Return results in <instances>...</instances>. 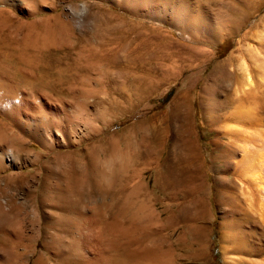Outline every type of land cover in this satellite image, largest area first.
<instances>
[{"label":"rangeland","instance_id":"obj_1","mask_svg":"<svg viewBox=\"0 0 264 264\" xmlns=\"http://www.w3.org/2000/svg\"><path fill=\"white\" fill-rule=\"evenodd\" d=\"M65 2L0 0V264H264V0H88L85 32ZM186 127L198 191L160 165ZM99 169L118 202L61 209Z\"/></svg>","mask_w":264,"mask_h":264},{"label":"bare ground","instance_id":"obj_2","mask_svg":"<svg viewBox=\"0 0 264 264\" xmlns=\"http://www.w3.org/2000/svg\"><path fill=\"white\" fill-rule=\"evenodd\" d=\"M1 13V12H0ZM3 67V66H2ZM1 73V72H0ZM1 75V74H0ZM5 78V77H4ZM246 78V77H245ZM6 79V78H5ZM247 80V79H246ZM245 81V80H244ZM250 82V81H249ZM250 85V84H249ZM245 87V86H244ZM236 91H237V89H236ZM237 94H238V92H237ZM1 95V94H0ZM1 97V96H0ZM243 98H241V100H242ZM250 99V98H249ZM249 101V100H248ZM241 102V101H240ZM247 103V102H246ZM258 103V102H257ZM238 104V103H237ZM245 104V103H244ZM244 104H243V106H244ZM248 104V103H247ZM255 105V104H254ZM185 106V101H181V102H179L178 103V101L176 102V104H175V113H179L180 111H182V109H183V107ZM242 106V107H243ZM257 106V105H256ZM255 106V107H256ZM241 107V108H242ZM251 108H252V106H250ZM240 108V107H239ZM240 108V109H241ZM254 108V107H253ZM259 108V107H258ZM236 109H238V108H236ZM239 109V110H240ZM243 109H246V108H243ZM247 110H249V108L247 109ZM251 110V109H250ZM238 111V110H237ZM241 111V110H240ZM239 111V112H240ZM255 112V111H254ZM244 113H246V112H244ZM243 113V115H242V113L240 112V114L242 115V116H245V114ZM250 113H252V112H250ZM256 113V112H255ZM233 114V113H232ZM237 115H238V113H236ZM239 114V117L241 116ZM253 114V113H252ZM257 114V113H256ZM259 114V113H258ZM256 116V115H255ZM260 116V115H259ZM235 117V116H234ZM233 117V118H234ZM246 117V116H245ZM248 117V116H247ZM254 117V116H253ZM229 118V117H228ZM227 118V119H228ZM231 118V117H230ZM242 118V117H241ZM244 118V117H243ZM248 119H250L249 117H248ZM261 119H262V117H261ZM232 120V119H231ZM239 120V119H238ZM257 120H259V119H257ZM254 121V120H253ZM263 121V120H262ZM238 122V121H237ZM255 122V121H254ZM264 122V121H263ZM262 122V123H263ZM240 123V122H239ZM248 123V122H247ZM251 123V122H250ZM256 123V122H255ZM254 124V123H253ZM234 125V124H233ZM243 125V124H242ZM249 126V125H248ZM247 126V127H248ZM257 126V125H256ZM228 127V126H227ZM258 127V126H257ZM226 128V127H225ZM235 129V128H234ZM247 129H249V128H247ZM256 130H258L257 128H256ZM255 130V131H256ZM261 130V129H260ZM228 131V130H227ZM231 131V130H230ZM237 131V130H236ZM240 131V130H239ZM253 131H254V129H253ZM254 131V132H255ZM162 132V131H161ZM161 132H160V134H161ZM165 132H167V131H165ZM188 132H189V128H184V129H182L179 133H177V134H175V137H173L172 139H170L171 140V145H175V147H173V150L174 151H171V152H169V154H167L166 155V157H164V152H165V147H166V145L168 144V141H169V138L167 137V135L164 133H162L163 135H159L160 137V139H159V143H160V145H161V147H162V150H161V154H160V165L161 166H163V165H165V164H167V162H174L175 163V167H176V169H177V171L178 172H180L181 174H182V178L185 180V181H187V183L189 184V185H191V190L192 191H198L199 190V183H197V179L200 177V173H201V171H202V169H203V164H202V162H201V158H202V156L200 155V151H199V149H198V147H197V144H196V142L193 140V139H191L190 137H189V135H188ZM233 132V131H232ZM244 132L246 133V130H244ZM244 132H242V133H244ZM263 132H264V130H263ZM244 133V134H245ZM249 133H250V130H249ZM248 133V134H249ZM252 133L253 132H251V136L253 137V135H252ZM247 134V133H246ZM248 134H247V136H248ZM254 134V133H253ZM260 134V132H258V134L257 135H259ZM249 135V136H250ZM261 135H263V133L261 134ZM248 136V137H249ZM258 137V136H257ZM261 137H262V139L264 138L263 136H260V139H261ZM252 138L250 137V139H246V140H250L248 143L250 144H247L246 143V140L244 139V143H245V145L247 144V146L249 145L250 147H253L254 145H256L254 148H256L257 147V144H258V142H257V139L256 138H253L252 140H254V139H256V142H254V143H257V144H254V143H252V140H251ZM242 142V141H241ZM240 144H242V143H240ZM240 146V145H239ZM248 146V147H249ZM258 146H260V145H258ZM230 147V146H229ZM241 147H242V145H241ZM244 147V146H243ZM249 147V148H250ZM261 147V146H260ZM233 148V147H232ZM245 148V147H244ZM177 149V150H176ZM257 149H258V147H257ZM261 149V148H260ZM259 150V149H258ZM263 151H264V149H262ZM4 151V150H3ZM11 151V150H10ZM244 152V151H243ZM262 152V151H261ZM247 153V152H246ZM264 153V152H263ZM3 153L2 152H0V165H2V155ZM10 154V153H9ZM244 154V153H243ZM257 154V153H256ZM259 154V153H258ZM258 154L256 155V156H258ZM263 155V154H262ZM244 156V155H243ZM252 156V155H251ZM251 156H249V157H251ZM224 157V156H223ZM255 158V156L253 157V159ZM257 158V157H256ZM258 158H261V157H259L258 156ZM257 158V159H258ZM259 160V159H258ZM251 162V161H250ZM253 162H255V161H252L251 163H252V165H254L255 167H256V165H255V163L253 164ZM260 162V161H259ZM258 162V163H259ZM250 163V164H251ZM256 163H257V161H256ZM248 163H246V165H247ZM252 165H249V167L250 166H252ZM260 165H262V164H260ZM254 166H252V168H255ZM249 167H248V170H249V173L248 172H246V173H248V175H249V179H253L254 180V182L253 183H255L259 178H261V180H263V182H264V176L263 175H261V177H259V176H257V179L255 178L256 177V174H255V177H254V173L252 172V171H254L255 169H252L251 167V169H249ZM259 167H262V166H259ZM239 168V167H238ZM242 168V167H241ZM247 168V167H246ZM97 170V169H96ZM106 170V169H105ZM238 170V169H237ZM243 171L244 170H246L247 171V169H242ZM251 170V171H250ZM257 170H259V168L257 169ZM256 170V171H257ZM99 171H103V170H100L99 169ZM98 171V172H99ZM109 172V173H108ZM108 172H106L107 174L106 175H104L103 174V172L102 173H91V175L90 176H88L86 179H83V180H81V182H80V184L78 185V186H76V188H71L70 189V187H69V189L70 190H68V194H67V196L66 197H68V202H65V203H63V205L61 206V209H63V210H69L70 208H72V210H74V208H75V211H76V213H80V212H82L83 210L85 211V210H91V209H93L94 208V206L96 207V204H101V203H103V202H108L109 203V205H110V207H112L114 204H116L117 202H118V196H120V195H122L123 194V188H119V189H117L116 187H115V172L113 171V169H109V171ZM260 173V171H257L256 173ZM262 173H264L263 171H261ZM117 174V173H116ZM261 174V173H260ZM104 175V176H103ZM240 175V174H239ZM248 175H247V177H248ZM258 175V174H257ZM243 176H244V174H243ZM245 177H246V175H245ZM84 178V177H83ZM240 179V178H239ZM251 179V180H252ZM256 179V180H255ZM71 180H72V178H71ZM245 180H248V178L247 179H245ZM245 180L243 181V182H245ZM252 180V181H253ZM261 180H259V181H257V183L258 182H260ZM241 181V180H240ZM250 181V180H249ZM251 181V182H252ZM262 182V181H261ZM262 182V183H263ZM141 183V182H140ZM246 184H249V183H247V182H245ZM252 184V183H251ZM258 184H260V183H258ZM258 184H255L256 186H255V188H256V191H254L253 189H255V188H253L252 186H244V196H243V198L246 196V194H251V195H254V192H258V193H260V195L261 194H263L262 195V197L264 196V187H262V185L260 186V185H258ZM243 185H244V183H243ZM252 185H254V184H252ZM264 186V185H263ZM133 187V186H132ZM243 187V186H242ZM137 188V187H136ZM251 188H253V189H251ZM242 192V191H241ZM231 193V192H230ZM256 194V195H258V196H260L259 194ZM56 194H58V193H56ZM63 194V193H62ZM233 194V193H232ZM243 194V193H242ZM240 195V194H239ZM54 196V195H53ZM248 196V195H247ZM237 197V196H236ZM250 197V196H249ZM253 197V196H252ZM261 197V196H260ZM238 198V197H237ZM257 198V197H256ZM264 198V197H263ZM52 199V198H51ZM249 199V198H248ZM248 199L246 200L247 202H248ZM254 199V198H253ZM57 200V199H56ZM117 200V201H116ZM242 200V199H241ZM245 200H244V202H245ZM250 200V199H249ZM1 201V200H0ZM239 201V200H238ZM237 201V202H238ZM236 202V201H235ZM61 203V202H60ZM239 203H240V201H239ZM251 203V202H250ZM8 204V203H7ZM10 204V203H9ZM246 204V203H245ZM241 205V204H240ZM10 206H11V204H10ZM244 206V205H243ZM234 207V206H233ZM236 207V206H235ZM249 207V206H248ZM240 209V208H239ZM238 209V210H239ZM0 211H2V212H6V207H5V205L3 204V203H1L0 202ZM83 211V212H84ZM242 211V210H241ZM244 211V210H243ZM38 212V211H37ZM86 212V211H85ZM48 214V213H47ZM84 214V213H83ZM94 214V213H93ZM71 215V214H70ZM85 215V214H84ZM108 215V214H107ZM139 215V214H138ZM80 216V215H79ZM82 216V215H81ZM61 217V216H60ZM77 217V216H76ZM241 218V217H240ZM73 219V218H72ZM77 220V219H76ZM80 221V220H79ZM71 222V221H70ZM92 222H94V221H92ZM39 224V223H38ZM74 224V223H73ZM80 224V223H79ZM73 227V226H72ZM78 227V226H77ZM98 227H99V225H98ZM71 228V227H70ZM80 228V227H79ZM102 229V228H101ZM90 230V229H89ZM61 231V230H60ZM78 231V230H77ZM80 232V231H79ZM93 232V231H92ZM41 233V232H40ZM69 233V232H68ZM228 233V232H227ZM73 234V233H72ZM80 234V233H79ZM231 234V233H230ZM101 235V234H100ZM234 235V234H233ZM58 236V235H57ZM68 236V235H67ZM52 238V237H51ZM59 238H61V237H59ZM66 238V237H65ZM50 239V238H49ZM51 240H55V239H51ZM94 240H96L95 242H89V241H87V240H82V242H83V244H82V249H81V251H83V254H84V257H86V259L87 260H95L96 262H102L103 264H105V263H107L106 261H107V255H106V253L104 252V250L102 251V249L100 248V245H99V243H98V240H97V236H95V239ZM243 240V239H242ZM75 241V240H74ZM52 243V242H51ZM56 243V242H55ZM61 243V242H60ZM59 244V243H58ZM64 244V243H63ZM55 245V244H54ZM57 246V245H56ZM66 247H68V246H66ZM50 248V247H49ZM53 248V247H52ZM63 248H64V246H63ZM80 249V248H79ZM59 251V250H58ZM73 251V250H72ZM55 252V251H54ZM68 252H70V251H68ZM57 253V252H56ZM37 254V253H36ZM61 254V253H60ZM108 254H109V252H108ZM59 256V255H58ZM111 256H113V255H111ZM110 258H112V257H110ZM31 261V260H30ZM32 263V262H31ZM34 264H51L50 263V260L44 255V254H39L37 257H35V260H34ZM95 264V263H94Z\"/></svg>","mask_w":264,"mask_h":264},{"label":"clouds","instance_id":"obj_3","mask_svg":"<svg viewBox=\"0 0 264 264\" xmlns=\"http://www.w3.org/2000/svg\"><path fill=\"white\" fill-rule=\"evenodd\" d=\"M64 8L76 30L80 32L90 30L93 24V14L88 0H66Z\"/></svg>","mask_w":264,"mask_h":264}]
</instances>
